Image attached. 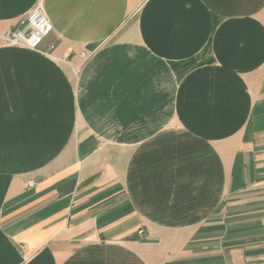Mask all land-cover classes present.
<instances>
[{"label": "crops", "instance_id": "obj_1", "mask_svg": "<svg viewBox=\"0 0 264 264\" xmlns=\"http://www.w3.org/2000/svg\"><path fill=\"white\" fill-rule=\"evenodd\" d=\"M0 264H264V0H0Z\"/></svg>", "mask_w": 264, "mask_h": 264}, {"label": "built area", "instance_id": "obj_2", "mask_svg": "<svg viewBox=\"0 0 264 264\" xmlns=\"http://www.w3.org/2000/svg\"><path fill=\"white\" fill-rule=\"evenodd\" d=\"M23 23V28L5 32L2 39L10 46L37 51L42 41L53 29L48 17L43 11L42 2L37 3L28 12ZM50 49L53 50L54 47L51 46ZM82 58L87 59L84 54ZM28 186H32V184Z\"/></svg>", "mask_w": 264, "mask_h": 264}]
</instances>
